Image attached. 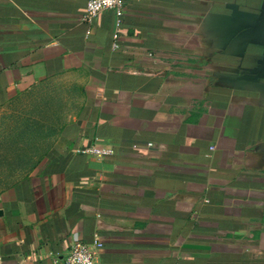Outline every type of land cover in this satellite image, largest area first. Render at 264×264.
Masks as SVG:
<instances>
[{
    "label": "crops",
    "instance_id": "0c3cea01",
    "mask_svg": "<svg viewBox=\"0 0 264 264\" xmlns=\"http://www.w3.org/2000/svg\"><path fill=\"white\" fill-rule=\"evenodd\" d=\"M87 2L0 0V105L62 116L0 193V264H264V0Z\"/></svg>",
    "mask_w": 264,
    "mask_h": 264
},
{
    "label": "rangeland",
    "instance_id": "374dc122",
    "mask_svg": "<svg viewBox=\"0 0 264 264\" xmlns=\"http://www.w3.org/2000/svg\"><path fill=\"white\" fill-rule=\"evenodd\" d=\"M62 116L28 96L0 105V193L31 175L49 151Z\"/></svg>",
    "mask_w": 264,
    "mask_h": 264
},
{
    "label": "built area",
    "instance_id": "2783aa9c",
    "mask_svg": "<svg viewBox=\"0 0 264 264\" xmlns=\"http://www.w3.org/2000/svg\"><path fill=\"white\" fill-rule=\"evenodd\" d=\"M127 0H88L85 19L92 21L99 14L105 11H113L117 17V27H120L125 12V3ZM151 146V144H149ZM97 158H108L114 155V151L106 148L93 147L85 150ZM102 247L101 243H95L93 246L85 243H75L65 256L58 257L56 264H95L96 251Z\"/></svg>",
    "mask_w": 264,
    "mask_h": 264
}]
</instances>
